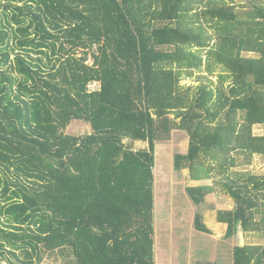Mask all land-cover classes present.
Masks as SVG:
<instances>
[{"label": "trees", "instance_id": "1", "mask_svg": "<svg viewBox=\"0 0 264 264\" xmlns=\"http://www.w3.org/2000/svg\"><path fill=\"white\" fill-rule=\"evenodd\" d=\"M254 125L264 0H0V264H155L154 153L173 130L191 201L218 187L225 237L264 235V174L232 170L264 156ZM194 228L210 233L201 213ZM231 259L264 264V242Z\"/></svg>", "mask_w": 264, "mask_h": 264}, {"label": "rangeland", "instance_id": "2", "mask_svg": "<svg viewBox=\"0 0 264 264\" xmlns=\"http://www.w3.org/2000/svg\"><path fill=\"white\" fill-rule=\"evenodd\" d=\"M248 55H250L248 53ZM214 80L215 77H210ZM197 84L195 78L181 81ZM264 129V127H263ZM89 123L73 120L66 132L72 135L89 133ZM254 134L264 130L254 125ZM187 135L182 130H173L170 139L157 142L153 167V226L155 264H231V250L234 245L262 244L261 232H244L239 227L232 237H225L226 225L216 219V210L228 208L233 200L217 190L208 193L202 204H194L186 188L194 185L187 169L176 170L173 156L184 153L187 148ZM232 170L250 171L264 174V156L254 154L251 163L242 164L243 156H237ZM211 183L212 180L205 181ZM201 213L203 222L210 229L204 233L194 228V215ZM39 264H62L57 254L45 256Z\"/></svg>", "mask_w": 264, "mask_h": 264}, {"label": "built area", "instance_id": "3", "mask_svg": "<svg viewBox=\"0 0 264 264\" xmlns=\"http://www.w3.org/2000/svg\"><path fill=\"white\" fill-rule=\"evenodd\" d=\"M97 47L96 45H93V50H96ZM82 51L83 49L82 48H79L78 51H77V56H81L82 55ZM94 62V59L92 57V55L90 53H88L86 59H85V63L88 64V65H92ZM100 86L99 82L98 81H93V82H90L87 86V89L88 91H92V90H96L98 89Z\"/></svg>", "mask_w": 264, "mask_h": 264}, {"label": "crops", "instance_id": "4", "mask_svg": "<svg viewBox=\"0 0 264 264\" xmlns=\"http://www.w3.org/2000/svg\"><path fill=\"white\" fill-rule=\"evenodd\" d=\"M250 55H254L253 53H249ZM258 126V128H260L261 130H264L263 129V127H264V125H257ZM259 135H264V133H261V134H259ZM234 206V203H233V205H229V207L228 208H232ZM231 264H232V259H231Z\"/></svg>", "mask_w": 264, "mask_h": 264}]
</instances>
